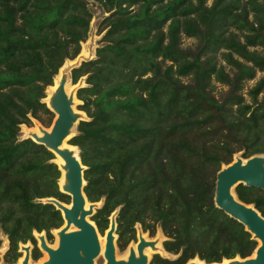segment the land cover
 I'll list each match as a JSON object with an SVG mask.
<instances>
[{
  "label": "trees",
  "instance_id": "obj_1",
  "mask_svg": "<svg viewBox=\"0 0 264 264\" xmlns=\"http://www.w3.org/2000/svg\"><path fill=\"white\" fill-rule=\"evenodd\" d=\"M95 1L111 13L106 45L71 74L73 84L88 76L89 87L78 97L90 120L80 122L69 142L86 167L88 201L103 202L91 220L104 234L119 210L123 249L136 240L137 226L151 237L161 228L163 248L175 259L155 255L151 264L251 257L258 243L216 208L214 198L216 176L236 154L264 155V79L249 91L251 104L241 95L244 83L264 72V56L250 50L264 48V0H214L210 7L206 0ZM91 17L86 0H0V235L10 242L6 259L18 260L19 245L31 242L38 260L34 232H46L51 241L50 232L63 226L61 213L40 201L69 203L59 192L54 155L18 137L30 116L51 115L41 102L45 91L65 61L80 54ZM181 35L200 45L183 50ZM219 51L229 71L209 55ZM213 79L227 88L219 99ZM235 193L264 217V192L241 184Z\"/></svg>",
  "mask_w": 264,
  "mask_h": 264
},
{
  "label": "water",
  "instance_id": "obj_2",
  "mask_svg": "<svg viewBox=\"0 0 264 264\" xmlns=\"http://www.w3.org/2000/svg\"><path fill=\"white\" fill-rule=\"evenodd\" d=\"M85 62L86 60L77 62L63 69L57 87L47 104L49 110L56 115L51 130L47 131L37 123L42 136L37 133H30L31 138L29 139L31 141L63 160L64 165H58L54 161L53 163L58 166L60 172L64 171L65 173V183L60 193L69 197L71 203L69 208L67 204L56 198H47L42 201L44 204L53 205L61 213L64 221V225L58 229L59 245L56 249L48 247L44 232L36 237L39 241V249L48 254V260L43 264H96V260L102 252L97 226L88 219V217L91 218L95 215L96 210L101 207V203L88 201L84 193L86 167L82 165L80 155H76V150L63 147L64 142L69 137L71 138L67 141L68 145L69 141L76 136L75 130H77L80 122L88 119L84 112L76 109L75 91L70 95L66 92L70 75ZM57 76L54 77L53 83L49 87H54ZM46 96L47 93L45 92ZM241 184L264 192V155H255L249 159L236 155L230 165L223 166L216 176L214 198L216 208L230 219L241 224L245 231L251 234L252 239L259 243L253 254L255 257L251 256L246 259L237 257L226 260V264H264V217L253 205H246L238 199L235 188ZM88 203L89 207L86 209ZM72 226L77 231L70 232ZM117 229L116 217L113 215L106 232V246L103 254L105 264H150L145 251L151 248L156 252V246L161 240L146 241L142 237L143 232L140 228L137 231V252L132 248L126 260H118L116 257ZM20 251L26 253L22 264H29L32 259V246L25 247L21 244ZM4 254L5 252L0 253V263ZM214 264H224V261Z\"/></svg>",
  "mask_w": 264,
  "mask_h": 264
},
{
  "label": "rangeland",
  "instance_id": "obj_3",
  "mask_svg": "<svg viewBox=\"0 0 264 264\" xmlns=\"http://www.w3.org/2000/svg\"><path fill=\"white\" fill-rule=\"evenodd\" d=\"M86 1H87L88 11L90 12L92 17H91V20H90L88 37H87L86 41H84V42H82L80 44V52H81V50H83L84 45H86L87 48L91 50V54H92L91 58L90 59H86V62H89V61L96 60L97 59V51H98V49H100V48H102V47H104L106 45V43L104 42V40H105L104 38H105V35H106L108 29H105V19L107 17H109L111 13H107L105 7H103L102 4L99 1H95V0H86ZM239 1H240L241 5H245L246 2H247V0H239ZM213 2H214V0H206V5L210 7V6H212ZM250 20L254 21L252 14L250 16ZM165 31H166V28H165ZM230 31L232 32L233 30L231 29ZM237 34L239 36V39L242 42H244L243 36L239 32H237ZM199 45H200V42H199L198 39L188 38L185 35H181V48L183 50L190 49L192 51H195ZM250 50L251 51H257L260 55L264 56V48L263 47H256V48H252ZM221 53H222V51H219L218 53H210L209 55L214 58V62L217 63L218 66H223V67H225V69L227 71H229V67L223 62V60L221 58ZM87 79H88V76H84L76 84H73L72 78H71V75H70L69 84L75 90V95H76V99H77V105H76V109L77 110H79V107L81 105H83V102L78 97L79 90L89 87V85L87 84ZM263 79H264V72L256 71L255 79H253L251 81H246L244 83L243 90L241 91V95H243V97L245 98V101L247 103H249V104L252 103L251 98L249 96V91L260 80H263ZM181 81H182L183 84L191 83V79L190 78H182ZM211 84H212L211 90H213V95L216 96V98H218V99L222 96L221 93L227 90L226 87L218 84L214 79L212 80ZM263 97H264V93L259 97V100H262ZM43 100L41 101L42 103H43ZM45 105H46V108L49 110L48 105L47 104H45ZM49 111L51 112V110H49ZM81 112H83V111H81ZM55 120H56V115L53 112H51V115H47V114H44V113L40 112V113L37 114V118H33L32 116H30V124L29 125H22L20 127V132H19V137H18L19 142L24 141V140L27 139V138H24V136H23L24 135V128H28V130H33V129L36 128V124L38 123L39 125L43 126L46 130H51ZM88 120H90V119L88 118L86 121H88ZM76 134H77V130H75V135ZM70 146H72V145H70ZM78 155H80L79 149H78ZM236 155H239V156L242 157V153H238ZM235 156H234V158H235ZM234 158H233V161H234ZM55 159H56V157H55ZM59 192H60V190H59ZM40 201L42 202L43 200H40ZM67 201L69 203H64V204L69 205L70 204V198ZM102 205H103V202H101V207H102ZM118 214H119V210L116 211L114 214H112V216L114 215L117 218ZM88 219L90 221H92L91 220L92 217L91 218L88 217ZM63 225H64V223H63ZM136 229H137L136 230V240L135 241H131L130 243H128L124 247V249L120 248V243L118 242L119 235H117V238H116V248H117L116 257L117 258H119V259L123 258L126 255V252H127L128 248L131 247L132 245H136V243L138 242L137 231L140 229V227L137 226ZM55 231L56 230H52L50 232L51 235L53 236V239L51 241L48 240L47 233L44 232V234L46 236V239H47V242H48L49 245H53L55 243V241H56L55 240V238H56L55 237ZM98 232H99V235L103 236V237L106 234V232L103 234L99 230H98ZM142 232H144V231H142ZM41 234L42 233H40V235ZM144 234H146L147 238H149L150 240L160 239L161 240V247L163 248V242L166 240V238H165L161 228L157 227L156 233H155V235L153 237L150 236L149 232H144ZM34 237H35L36 242H37V246L36 247L38 248L41 256H40V258L38 260H34L33 257H32L31 263L32 264H38V262L43 258L44 252L41 249H39V241L36 238V232H34ZM0 238H1V242H2V244L0 246V249L3 248L4 246L7 247L6 248V252L3 255V260H2V262L0 264H18L19 260L24 256V253H22L20 251V245L21 244L19 245V251H18L20 253V258L18 260L13 261L11 258H8V259L5 258L7 252L9 251V248H10V242H9L8 238L4 234H1ZM121 244L123 245V242H121ZM23 245H25V246L26 245L27 246L31 245L32 246V249H33L32 256H33L35 246L31 242H28V243L23 244ZM258 245H259V243H258ZM155 255H159V256L164 257V258L175 259L174 256H172V255H170V254H168L166 252L162 253V254L161 253L160 254H153L152 253L150 255V258H149L150 264H151V262H152V260H153ZM105 263L106 262H105V259H104L103 256H100L96 260V264H105ZM188 264H197V263L189 262Z\"/></svg>",
  "mask_w": 264,
  "mask_h": 264
},
{
  "label": "bare ground",
  "instance_id": "obj_4",
  "mask_svg": "<svg viewBox=\"0 0 264 264\" xmlns=\"http://www.w3.org/2000/svg\"><path fill=\"white\" fill-rule=\"evenodd\" d=\"M90 45V44H89ZM91 50L90 49H88L87 48V46L86 45H84V48H83V50H81V52H80V55L76 58V59H74V60H67V61H65V63H64V65H63V67H62V69L60 70L61 72H60V74L55 78V85H54V87H48L47 88V90H46V93H47V96L45 97V99L43 100V103H46V104H48V102H49V100H50V98H51V94L55 91V89H56V87H57V84H58V81L60 80V78H61V76H62V71H63V69H65V68H67V67H69V66H71V65H74L75 63H77V62H82V61H84V60H86V59H90L91 58ZM70 82V81H69ZM75 90L73 89V87L68 83L67 85H66V92H67V94L68 95H70L72 92H74ZM76 101V105H77V99L75 100ZM23 130V129H22ZM47 131H50V130H47ZM30 133H37L39 136H42L41 134H40V132H39V130H38V126L36 125V128L35 129H33V130H28V128H24V138H27V139H29V138H31V136H30ZM71 137H69L65 142H64V146L63 147H65V148H69L70 150H76V155H78V149L76 148V147H72V146H69L68 145V140L70 139ZM54 162L55 163H57L58 165H64V162H63V160L60 158V157H58V156H56V159L54 160ZM64 183H65V173H64V171H61V177H60V180H59V190L61 191L62 190V187H63V185H64ZM68 207L70 208L71 207V203L68 205ZM88 207H89V203L87 204V206H86V209H88ZM70 232H72V231H77V229L75 228V227H71L70 228V230H69ZM59 232V230L57 231H55V236H56V238H57V241H56V247L55 248H51V249H56L57 247H58V245H59V238H58V235H57V233ZM107 232V231H106ZM40 236V234H38V233H36V237H39ZM142 237L146 240V241H157V239L156 240H147V237L146 236H144V232L142 233ZM99 240H100V236H99ZM100 244H101V248H102V252H101V256H103V254H104V251H105V246H106V234H105V242L104 243H102L101 242V240H100ZM160 244H161V241L157 244V246H156V249H157V251L156 252H154L151 248H148V249H146V251H145V254L150 258V253H154V254H158V253H165V250H164V248H162L161 246H160ZM25 246V245H24ZM25 247H27V245L25 246ZM49 247V246H48ZM6 248L7 247H3L2 249H0V253H4V252H6ZM134 249L136 252H137V244H136V247H134L133 245L131 246V247H129V249H128V252L126 253V255L123 257V258H121V259H119V258H117L118 260H126L127 258H128V256H129V254H130V249ZM21 252H24V251H21ZM46 253V252H45ZM47 254V253H46ZM25 256H26V253H25ZM25 256H24V258H25ZM253 257H255V255H253ZM47 260H48V254H47ZM47 260H45V261H43L42 262V264L44 263V262H46ZM24 261V259L23 260H21V264H22V262ZM192 263H197V264H206L204 261H199L198 260V258H196L194 261H191ZM227 263V261L226 260H224V264H226Z\"/></svg>",
  "mask_w": 264,
  "mask_h": 264
},
{
  "label": "flooded vegetation",
  "instance_id": "obj_5",
  "mask_svg": "<svg viewBox=\"0 0 264 264\" xmlns=\"http://www.w3.org/2000/svg\"><path fill=\"white\" fill-rule=\"evenodd\" d=\"M58 231V230H57ZM100 236V235H99ZM144 236H146L147 237V235L146 234H144ZM56 237V236H55ZM55 240L57 241V238H55ZM100 240H101V242L102 243H104L105 242V236L103 237V236H100ZM147 240H150L149 238H147ZM56 241H55V243L53 244V245H49L48 244V246L49 247H51V248H55L56 247ZM134 247H136V245H133ZM160 246H161V244H160ZM2 249V248H1ZM38 249V248H37ZM129 249V248H128ZM33 252V251H32ZM127 252H128V250H127ZM126 252V253H127ZM22 253H24V256H25V252H22ZM34 254V253H33ZM152 253H150V255H151ZM154 254V253H153ZM158 254H160V253H158ZM24 256L19 260V262H18V264H21V260H23L24 259ZM45 260H47V254L44 252V256H43V258L38 262V264H42V262L43 261H45ZM195 260V259H194ZM194 260H192V261H194ZM199 260V259H198ZM200 262H201V260H199ZM29 264H32L31 263V260H30V262H29Z\"/></svg>",
  "mask_w": 264,
  "mask_h": 264
}]
</instances>
